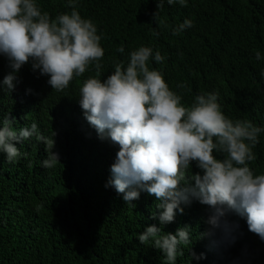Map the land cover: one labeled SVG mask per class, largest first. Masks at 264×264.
Here are the masks:
<instances>
[{
    "label": "trees",
    "instance_id": "trees-1",
    "mask_svg": "<svg viewBox=\"0 0 264 264\" xmlns=\"http://www.w3.org/2000/svg\"><path fill=\"white\" fill-rule=\"evenodd\" d=\"M157 2L75 0L82 18L91 19L102 35L99 78L111 75L117 62L126 68L132 51L151 47L164 60L150 59V69L162 72L183 105L191 106L197 95L218 92L228 118L264 128V59L255 56L259 51L264 57V0H186L187 6L165 0L159 23L153 20ZM35 3L52 19L72 11L69 0ZM186 19L193 26L173 35V28ZM8 65L0 55V118L11 114L16 130L36 122L47 137V128L54 130L60 163L52 169L42 166L47 152L35 137L17 145L26 158L9 163L0 153V264H165L162 251L138 240L147 227L160 226L152 218L160 211L159 201L141 192L127 204L123 194L105 187L119 145L99 138L78 100L83 82L96 76L95 65L65 90L55 91L47 76L27 64L11 92L3 85ZM182 83L185 88L178 87ZM253 151L256 160L249 166L264 174V132ZM190 169L199 171L195 162ZM207 216V206L193 201L163 226L173 234L185 225L192 228V243L181 245L184 255L176 264H264V240L248 230L245 218L229 215L239 228L235 243L226 244L219 233L200 236L209 229ZM193 252L203 258H191Z\"/></svg>",
    "mask_w": 264,
    "mask_h": 264
},
{
    "label": "clouds",
    "instance_id": "clouds-1",
    "mask_svg": "<svg viewBox=\"0 0 264 264\" xmlns=\"http://www.w3.org/2000/svg\"><path fill=\"white\" fill-rule=\"evenodd\" d=\"M164 2L158 0L153 14L158 23ZM177 2L187 6L186 0H167L169 5ZM69 5L70 13L52 19L35 0H0V55L8 59L11 69L3 85L13 91L18 73L31 64L33 72L48 77L53 90L63 91L95 65L96 76L83 82L78 100L99 138L119 145L105 187L123 194L127 204L138 200L141 192L159 201L156 208L160 211L152 218L160 226L147 227L138 240L162 251L165 264H176L178 256L184 255L181 245L192 243V228L185 225L173 234L165 233L163 226L174 222L177 211L183 214L193 201L208 209L204 222L209 229L201 237L219 233L220 242L235 243L239 225L228 219L235 213L246 219L250 232L264 240V174H255L249 166L256 160L253 149L264 128L250 120L228 118L218 92L197 95L191 106L183 105L182 96L170 90L162 72L150 69V59L164 60L151 47L132 51L126 68L117 62L112 74L100 79L105 54L102 35L91 19L82 18L75 0H69ZM192 26V20L186 19L172 34ZM118 51L125 49L121 46ZM255 56L264 59L259 51ZM14 120L11 114L0 118V153L8 162L22 155L26 158L17 145L35 137L47 152L42 166L56 167L60 163V154L54 151L56 132L47 128L49 137L44 136L36 122L16 130ZM193 162L199 171H191ZM191 258L201 259L203 254L193 252Z\"/></svg>",
    "mask_w": 264,
    "mask_h": 264
}]
</instances>
